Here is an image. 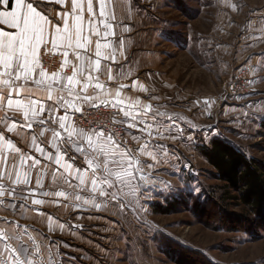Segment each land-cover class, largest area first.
<instances>
[{
  "label": "snow or ice",
  "instance_id": "1",
  "mask_svg": "<svg viewBox=\"0 0 264 264\" xmlns=\"http://www.w3.org/2000/svg\"><path fill=\"white\" fill-rule=\"evenodd\" d=\"M111 2L0 0V264H63L57 241L21 223L29 213L47 215L52 233L65 224L53 227L46 205L122 213L128 197L144 194L145 169L154 165L139 157L157 158L161 146L151 140L168 126L150 102L126 94L148 89L122 83L132 75L130 62L122 63L130 29ZM169 193L180 195L167 184L156 190L165 199Z\"/></svg>",
  "mask_w": 264,
  "mask_h": 264
},
{
  "label": "rangeland",
  "instance_id": "2",
  "mask_svg": "<svg viewBox=\"0 0 264 264\" xmlns=\"http://www.w3.org/2000/svg\"><path fill=\"white\" fill-rule=\"evenodd\" d=\"M143 1L153 4L159 31L173 38H160L156 49L168 56L159 59L158 83L144 96L168 126L151 140L161 146L157 158L139 157L154 165L145 169L149 182L122 213L110 208L109 217L89 219L72 240L54 235L53 251L63 264H176L174 251L162 250L174 241L213 264H264V222L254 219L246 230L249 217L234 202L215 207L224 210L219 218L199 206L220 203L223 194L201 154L213 139L264 160V82L251 83L264 81V0H168L169 9L167 0ZM165 184L180 195L157 197Z\"/></svg>",
  "mask_w": 264,
  "mask_h": 264
},
{
  "label": "crops",
  "instance_id": "3",
  "mask_svg": "<svg viewBox=\"0 0 264 264\" xmlns=\"http://www.w3.org/2000/svg\"><path fill=\"white\" fill-rule=\"evenodd\" d=\"M143 2V0H133L134 5L138 6L135 7L130 6L129 0H112L110 6L117 19L123 21V24L128 26L130 29L127 33H124L126 40H130V44H128L126 48L128 60L122 61V63L129 64L130 62L132 75L123 80L122 83L131 85L133 81H138L139 84H143L144 87L148 89L147 93L135 90H126V94L132 96L133 98H140L146 103L150 102L153 106L151 100L148 98L145 99L144 96L146 97V95L154 89L155 83H158L157 79L160 74V70L164 68L160 65L159 59L161 60L164 56L167 57L168 53L160 54V52L156 49V47L158 48L160 45V37L157 36L156 33L162 31H159L156 24L158 19L154 16L155 13L152 8L153 4L151 5ZM164 6H166L167 9L170 8L168 0ZM57 7L59 6L57 5ZM169 31L170 29L167 28V32ZM54 67L55 65L53 68ZM129 70L130 69L128 67L124 69L125 72H128ZM129 131L138 135V132L134 129H129ZM12 138L14 140L16 139L15 136ZM135 147H137V145H135ZM110 208L111 207L101 211L89 208L87 211L81 212L73 209L72 207H66L64 204L46 205L43 207L42 211L45 214H50L55 217L52 221L53 227H56L57 222L65 224V228L62 231L57 227V229L52 233H49L48 231L47 215L39 216L29 213V218L26 221H21V223H26L37 230L44 232L50 239L56 235L66 240H72L73 234L78 233V229L80 228L78 226L83 227L89 222L87 217L100 216L104 219L105 217L110 216ZM2 215H4V213L0 212V216ZM78 215L83 218L76 219ZM87 226L89 225L87 224Z\"/></svg>",
  "mask_w": 264,
  "mask_h": 264
},
{
  "label": "trees",
  "instance_id": "4",
  "mask_svg": "<svg viewBox=\"0 0 264 264\" xmlns=\"http://www.w3.org/2000/svg\"><path fill=\"white\" fill-rule=\"evenodd\" d=\"M201 154L213 168L216 173L215 177L224 184V187H221L223 194L220 203L214 201L216 203L214 204L211 200H200V209L207 214L210 210L213 213L212 216L219 218L224 210H218L217 213L215 207L227 208L229 203L234 202L237 207L243 209L244 215L247 214V218L249 217L244 225L246 230L251 229L250 223L254 219L264 222V160L249 158L239 149L218 138L213 139L209 146L202 148ZM161 209L165 212L169 211H166L164 207ZM161 241L163 240L159 242ZM170 243H162V250L174 251L176 264H194L197 261L198 264H213L198 253L174 241L172 245ZM182 254L184 258L186 256L190 258L184 259ZM197 255L200 258H196Z\"/></svg>",
  "mask_w": 264,
  "mask_h": 264
},
{
  "label": "built area",
  "instance_id": "5",
  "mask_svg": "<svg viewBox=\"0 0 264 264\" xmlns=\"http://www.w3.org/2000/svg\"><path fill=\"white\" fill-rule=\"evenodd\" d=\"M54 66V65H53ZM87 119L93 123L102 121L104 119L103 115H89L87 116Z\"/></svg>",
  "mask_w": 264,
  "mask_h": 264
}]
</instances>
